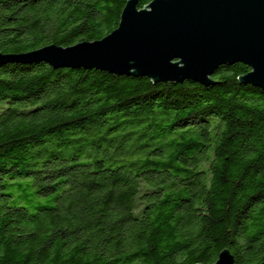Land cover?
Returning <instances> with one entry per match:
<instances>
[{
	"label": "trees",
	"instance_id": "obj_1",
	"mask_svg": "<svg viewBox=\"0 0 264 264\" xmlns=\"http://www.w3.org/2000/svg\"><path fill=\"white\" fill-rule=\"evenodd\" d=\"M151 0H140L138 8ZM126 0H0V52L94 41ZM0 65V264L264 260V89Z\"/></svg>",
	"mask_w": 264,
	"mask_h": 264
},
{
	"label": "water",
	"instance_id": "obj_2",
	"mask_svg": "<svg viewBox=\"0 0 264 264\" xmlns=\"http://www.w3.org/2000/svg\"><path fill=\"white\" fill-rule=\"evenodd\" d=\"M139 1L126 0L117 26L100 39L0 52V65L45 62L146 76L152 84L212 85L219 83L211 75L220 65L241 62L250 69L238 82L264 89V0H151L138 8ZM209 264H234V258L221 248Z\"/></svg>",
	"mask_w": 264,
	"mask_h": 264
}]
</instances>
